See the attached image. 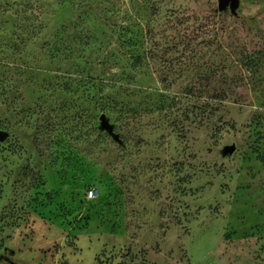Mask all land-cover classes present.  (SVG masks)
<instances>
[{"label": "rangeland", "instance_id": "374dc122", "mask_svg": "<svg viewBox=\"0 0 264 264\" xmlns=\"http://www.w3.org/2000/svg\"><path fill=\"white\" fill-rule=\"evenodd\" d=\"M0 132V264H264V0H0Z\"/></svg>", "mask_w": 264, "mask_h": 264}, {"label": "water", "instance_id": "95a60500", "mask_svg": "<svg viewBox=\"0 0 264 264\" xmlns=\"http://www.w3.org/2000/svg\"><path fill=\"white\" fill-rule=\"evenodd\" d=\"M237 2H238V0H220L221 5H225L227 3H230L232 6H234L237 4ZM0 134H2V133L0 132Z\"/></svg>", "mask_w": 264, "mask_h": 264}, {"label": "built area", "instance_id": "2783aa9c", "mask_svg": "<svg viewBox=\"0 0 264 264\" xmlns=\"http://www.w3.org/2000/svg\"><path fill=\"white\" fill-rule=\"evenodd\" d=\"M95 194H96V193H95L94 189H92V188H89V189L87 190V192H86V196H87V198L94 197Z\"/></svg>", "mask_w": 264, "mask_h": 264}]
</instances>
